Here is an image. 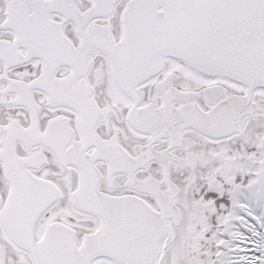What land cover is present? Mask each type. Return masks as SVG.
I'll return each mask as SVG.
<instances>
[{
	"label": "snow or ice",
	"instance_id": "snow-or-ice-1",
	"mask_svg": "<svg viewBox=\"0 0 264 264\" xmlns=\"http://www.w3.org/2000/svg\"><path fill=\"white\" fill-rule=\"evenodd\" d=\"M0 264H264V0H0Z\"/></svg>",
	"mask_w": 264,
	"mask_h": 264
}]
</instances>
